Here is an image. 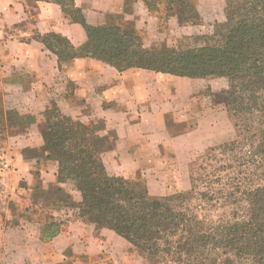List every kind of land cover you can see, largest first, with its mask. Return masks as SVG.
<instances>
[{"label":"crops","instance_id":"1","mask_svg":"<svg viewBox=\"0 0 264 264\" xmlns=\"http://www.w3.org/2000/svg\"><path fill=\"white\" fill-rule=\"evenodd\" d=\"M178 1H168L164 19L140 0L73 3L87 25H131L149 49L170 47L219 19L222 1L195 0L200 24L182 23ZM56 39L67 44L70 56L51 47ZM87 42L85 28L56 3L0 0V153L11 165L0 200V264H102V259L126 264L129 259L128 242L82 217L80 193L57 181V163L47 158L41 135L42 114L51 103L75 121L99 124L96 134L106 138L99 159L107 173L140 174L149 190L157 183L152 177L175 172L168 161L187 165L216 135L221 115L200 93L224 89L225 78L119 71L81 55ZM8 113L33 120L18 127L8 122Z\"/></svg>","mask_w":264,"mask_h":264},{"label":"trees","instance_id":"2","mask_svg":"<svg viewBox=\"0 0 264 264\" xmlns=\"http://www.w3.org/2000/svg\"><path fill=\"white\" fill-rule=\"evenodd\" d=\"M37 1L58 4L85 28L88 42L81 55L119 71L135 68L191 79L227 77L231 89L240 92L241 102L235 108L227 102V112L233 107L255 114L258 121L250 137L256 141L248 142L263 164L260 185L243 190L239 181L233 185L216 180L202 191L191 163L187 190L155 197L144 179L129 181L107 173L99 159L106 141L96 134L99 124L75 121L51 103L42 114L44 151L57 163V181L80 193V215L114 231L156 264H235L247 259L264 264V0H229L227 7L233 11L224 24L215 25L209 42L184 51L165 46L146 49L131 25L89 26L73 0ZM140 1L165 18L153 0ZM56 40L51 47L58 45L64 56H70L67 44ZM18 118L8 113V122L19 123L18 127L33 120ZM222 147L207 149L198 162Z\"/></svg>","mask_w":264,"mask_h":264},{"label":"rangeland","instance_id":"3","mask_svg":"<svg viewBox=\"0 0 264 264\" xmlns=\"http://www.w3.org/2000/svg\"><path fill=\"white\" fill-rule=\"evenodd\" d=\"M169 0H153L154 4H157V7L162 13L163 18L165 17V5H168ZM222 8L220 16L217 15L218 20L205 23L206 30H200V33H194L193 35L179 39L175 44L168 47L169 49L176 51H184L192 48H197L205 45L209 42L210 37L213 34L215 25H222L226 22L228 14L231 15L233 8H230V11L227 7V2L229 0H215L216 4H221ZM166 3V4H165ZM181 13L180 21L186 23L187 25H197L200 24V19L195 15V0H179L177 3ZM217 7H214V10ZM162 25L161 27H163ZM165 28V26H164ZM199 32V31H198ZM205 37H209L205 39ZM160 46V45H157ZM215 78H225L226 82L224 83L225 88L217 91H211L207 89L200 93L203 97L207 99L209 106H213L216 109L217 113H220L221 116H218L216 120V135L213 137V141L205 148L202 152H199L195 155L194 158L190 159L187 165H182L178 167V161H168L167 168L175 167L176 170L173 173L165 174L164 177L155 175L152 177L153 187H151V193L155 197L170 196L177 194L181 191H185L189 186V165L192 163V174L193 177L199 178V187L203 191L205 184L209 181L219 180V183H229L235 185V183L241 184V189L253 190L255 187L260 185V172L263 169V164L261 159L256 155H253V148L249 146V142H255L256 139H251L250 137L256 133L257 118L256 115L245 114L244 111H235L230 109L227 112V102L234 103L237 107L241 102L239 100L240 92L237 88L231 89L230 82L227 77L224 76H214ZM221 83H223L221 81ZM223 86V84H222ZM232 94V96H230ZM208 97V98H207ZM264 98V97H263ZM262 116V114H258ZM253 123V124H252ZM251 125V126H250ZM44 126V124H43ZM182 129H178L180 131ZM249 141V142H248ZM232 144V145H230ZM223 146L220 149H217L214 153H210L209 157L204 162H198L199 158L207 149H214L216 147ZM253 157V158H251ZM165 171V170H164ZM129 181H134L137 178L143 177L140 174L136 176H127L122 177ZM160 182V183H159ZM165 184L168 186V190L165 189ZM162 185V186H161ZM213 188L216 186L215 183H212ZM264 239V233H263ZM261 238V235L260 237ZM102 264H112L106 259H102ZM126 264H156L155 259L147 257L140 250L130 246L129 259ZM235 264H260L255 263L251 259L236 261Z\"/></svg>","mask_w":264,"mask_h":264},{"label":"built area","instance_id":"4","mask_svg":"<svg viewBox=\"0 0 264 264\" xmlns=\"http://www.w3.org/2000/svg\"><path fill=\"white\" fill-rule=\"evenodd\" d=\"M11 170L9 159L4 153H0V200L5 196V180Z\"/></svg>","mask_w":264,"mask_h":264}]
</instances>
